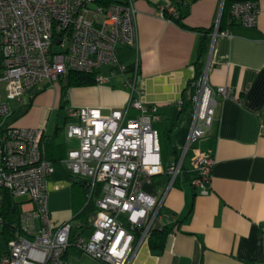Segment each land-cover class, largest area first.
I'll return each instance as SVG.
<instances>
[{"label":"built area","instance_id":"obj_1","mask_svg":"<svg viewBox=\"0 0 264 264\" xmlns=\"http://www.w3.org/2000/svg\"><path fill=\"white\" fill-rule=\"evenodd\" d=\"M164 11L176 15L173 4ZM134 0L99 3L98 0H0V117L12 115L11 101L21 103L38 84L56 82L69 71L98 74L103 64H119L122 46L138 45ZM258 1H237L230 22L247 28L257 25ZM220 19L211 34L214 54ZM139 62L130 67L128 105L104 115L91 107H68L66 134L78 140L61 160L72 176L85 179L89 194L98 190L95 209L86 223H56L47 206L48 181L54 163L43 150V127L0 126V188L14 198L25 196L33 204L22 211L21 229L10 240L0 264H130L139 247L149 241L164 199L184 161L195 175L193 187L210 191L215 157L197 146L215 119L216 96L233 97L232 87L209 84V65L191 82L193 119L187 139L173 162L162 161L158 130L153 126L157 107L140 100ZM123 70L128 68L122 65ZM136 114L131 115L130 111ZM165 174L168 185L158 198L145 190L156 176ZM1 207V200H0ZM2 219L0 217V229ZM92 228L89 236L84 230ZM77 229V230H76ZM76 230V231H75Z\"/></svg>","mask_w":264,"mask_h":264},{"label":"crops","instance_id":"obj_2","mask_svg":"<svg viewBox=\"0 0 264 264\" xmlns=\"http://www.w3.org/2000/svg\"><path fill=\"white\" fill-rule=\"evenodd\" d=\"M134 3L138 45L122 46L119 64L99 67L98 74L105 78L96 82L101 85L81 91L103 90L108 97L83 96L75 104L97 106L104 115L114 107L125 108L131 95L127 86L129 69L138 61L140 100L146 107L158 108L153 126L159 137L161 127L158 121L154 122L156 117L170 122L164 134L175 121L178 123L171 139L174 158L166 155L165 162L162 156L166 165L177 159L190 131L194 110L190 104L179 114L181 103L196 73L195 62L204 31L210 30L212 34L215 30L223 0ZM170 4L183 14L182 25L165 15L164 9ZM258 4L257 25L247 28L228 20L220 30L227 33L217 36L212 57L209 35L203 65V69L209 65V84L213 88L226 85L234 91L233 97L216 96L214 122L197 143L215 157L210 191L201 194L193 187L195 172L189 151L183 172L167 191L161 215L155 220L154 230L171 229L163 250L155 252L149 241L143 243L130 264H264V0H258ZM122 65L128 69L123 70ZM38 86L29 89L25 96ZM43 86L45 89L41 90ZM69 89L63 98L61 81L42 83L27 101H11L12 115L2 120L0 126L9 122L20 127H43L44 136L52 144L50 150L48 147L49 156L64 159L79 144L66 134ZM186 93L188 98L189 91ZM58 109H65L62 125L58 118L54 120ZM130 114L135 115L136 111L131 110ZM167 185V175L160 174L153 183L145 185V190L159 198ZM72 196L68 170L62 162H55L48 181L47 206L56 223L73 218ZM15 199L22 203V211L32 210L33 204L27 197Z\"/></svg>","mask_w":264,"mask_h":264},{"label":"trees","instance_id":"obj_3","mask_svg":"<svg viewBox=\"0 0 264 264\" xmlns=\"http://www.w3.org/2000/svg\"><path fill=\"white\" fill-rule=\"evenodd\" d=\"M237 1H258V0H224L221 18L219 22V30H223L225 28L226 23L231 18V6L234 2ZM99 3L102 4H109L113 2H120L119 0H98ZM165 15L174 21L178 22L179 24H183V14L180 10L176 11V15L172 13H168L164 11ZM211 34L210 30L204 31V36L201 40L198 58L195 62L196 73L194 78L191 80L193 81L195 78H198L201 73L203 72V65H204V57L207 52V47L209 43V35ZM58 81L62 83V96L63 98L67 95L68 89L72 86H80V85H87L91 83H96L95 74H89L79 71H69L67 74L60 77ZM46 86V85H45ZM43 86V89H45ZM189 91V95L187 98L186 91ZM185 91V95L183 101L181 103V114L190 104H191V95H192V88L187 87ZM64 106V105H62ZM153 116L159 115L156 111L152 113ZM177 121L174 122L173 126L166 130V135L168 139L172 141V132L177 127ZM48 147L49 150L52 148L51 142L43 137V150L47 159L51 160L53 163L61 162V158L55 159L49 156L48 154ZM175 148V147H174ZM162 156L164 161H167L166 153L163 152L162 149ZM68 175L70 180L73 183V206H74V216L71 220H78L81 219L79 223H86L89 214L95 209V200L100 195L99 191H94L91 195L89 194V187L87 181L82 178H78L72 176L71 173L68 171ZM180 175L176 178L174 184L178 181ZM0 200H1V207H0V217L2 219V227L0 229V259L3 252L6 249L8 242L14 239L18 232L21 229V202L16 200L12 193L6 188H0ZM77 230V229H76ZM75 230V231H76ZM171 229L168 227H164L162 229L154 230L149 239V245L151 249L155 252H160L163 250L166 237L168 236ZM2 240L6 243V246L3 248Z\"/></svg>","mask_w":264,"mask_h":264},{"label":"rangeland","instance_id":"obj_4","mask_svg":"<svg viewBox=\"0 0 264 264\" xmlns=\"http://www.w3.org/2000/svg\"><path fill=\"white\" fill-rule=\"evenodd\" d=\"M40 85V86H38ZM36 86H38L40 89L41 87V84H38ZM100 86L101 84L99 83H91V84H87V85H80V86H73L69 89V105H67V107L71 106V107H91V108H96L97 106H90V105H82V104H75L78 99H81L83 96H87V97H92V98H95L96 99L98 98H106V96L108 97V93L106 91H97V90H90L88 91L87 93H83L81 92L82 89L84 87H91V86ZM89 87V88H90ZM37 88L33 89L29 95L35 93L37 90ZM88 89V88H87ZM28 95V96H29ZM28 96H24L23 99H25L26 101L28 100ZM113 109H123L121 107L119 108H113ZM64 116H65V109H58L54 112V120H56V118L59 119V122L60 124L62 125L63 124V121H64ZM2 120H5L4 118L0 117V123ZM159 122V126L161 127V133H160V143H161V146H162V149H163V152L166 153L167 157H169V159H172L174 158V152H173V146H172V143L171 141L168 139V136L166 134H164V129L168 126V124L170 123L169 121H164L162 120L161 118H158L156 117V119H154V122ZM5 123V122H4ZM23 198V197H21ZM20 198V199H21ZM91 215V214H90ZM53 221H55L53 218H52ZM70 220V219H68ZM67 220V221H68ZM79 222H81V219H78V220H75L74 221V225H77ZM59 223H62V222H59ZM93 231L92 228H87L84 230V235L85 236H89V234H91ZM2 246L3 248L6 246V243L2 240ZM82 263L83 264H95L93 261H90L88 258H84L82 259Z\"/></svg>","mask_w":264,"mask_h":264},{"label":"water","instance_id":"obj_5","mask_svg":"<svg viewBox=\"0 0 264 264\" xmlns=\"http://www.w3.org/2000/svg\"><path fill=\"white\" fill-rule=\"evenodd\" d=\"M223 2H224V0H223ZM222 7H223V5H222Z\"/></svg>","mask_w":264,"mask_h":264}]
</instances>
